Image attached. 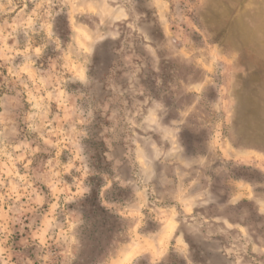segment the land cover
<instances>
[{
	"label": "rangeland",
	"instance_id": "rangeland-1",
	"mask_svg": "<svg viewBox=\"0 0 264 264\" xmlns=\"http://www.w3.org/2000/svg\"><path fill=\"white\" fill-rule=\"evenodd\" d=\"M0 264H264V0H0Z\"/></svg>",
	"mask_w": 264,
	"mask_h": 264
}]
</instances>
